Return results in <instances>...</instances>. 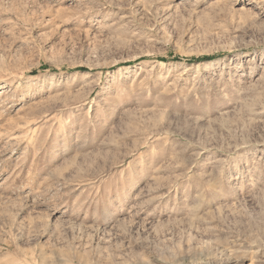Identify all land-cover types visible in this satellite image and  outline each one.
<instances>
[{"label":"rangeland","instance_id":"374dc122","mask_svg":"<svg viewBox=\"0 0 264 264\" xmlns=\"http://www.w3.org/2000/svg\"><path fill=\"white\" fill-rule=\"evenodd\" d=\"M0 264H264V0H0Z\"/></svg>","mask_w":264,"mask_h":264}]
</instances>
